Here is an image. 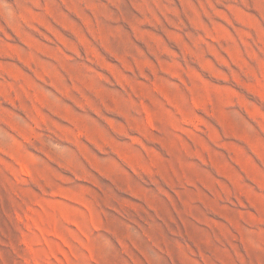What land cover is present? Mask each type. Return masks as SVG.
I'll return each instance as SVG.
<instances>
[{"label":"rangeland","instance_id":"374dc122","mask_svg":"<svg viewBox=\"0 0 264 264\" xmlns=\"http://www.w3.org/2000/svg\"><path fill=\"white\" fill-rule=\"evenodd\" d=\"M0 264H264V0H0Z\"/></svg>","mask_w":264,"mask_h":264}]
</instances>
